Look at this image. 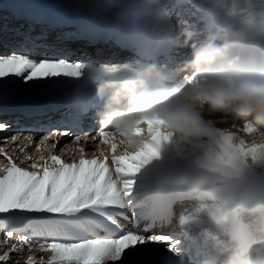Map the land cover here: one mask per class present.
<instances>
[{"label": "bare ground", "instance_id": "obj_1", "mask_svg": "<svg viewBox=\"0 0 264 264\" xmlns=\"http://www.w3.org/2000/svg\"><path fill=\"white\" fill-rule=\"evenodd\" d=\"M167 2H169V0H118L117 6L115 7H95L92 5H73L72 2L67 0H0V55H5L4 51L10 50L8 54H26L34 59L37 56H39L40 59H65L64 56L66 55L75 53L79 55L81 54L80 50L92 49L91 54H81L85 62L96 60L101 62L100 65H108L109 63L122 64L124 67H129V69L133 70L134 73L141 72L148 64H155L160 71L171 73L184 60L190 59L192 54L190 52H185L182 47L178 45V41L182 39L181 34L178 33L180 25L173 24L174 16L177 17L178 21H184L185 16H187L186 12L182 13L183 7L197 11L200 18L199 22L203 24V27L200 28L203 32L198 35V38H195L196 36L192 34L189 35L192 36L193 46L195 47L198 46L199 42L202 40L203 37L201 36H204L206 33H215L217 31L224 32L226 29L229 31H246L240 23L235 21L234 17L229 15L223 16L219 10L211 7L207 8L197 0H172V7L176 10L173 15H171V12L165 11ZM120 11H122V14ZM16 17L19 19H16ZM2 19H6L8 22H1ZM43 32L47 34L41 37L43 36ZM51 32L57 34L51 35ZM184 32H186V30H184ZM25 36L30 39L25 46H21L24 43ZM114 45L121 48L125 53H121V56L118 57H112L107 53L101 54V52H110V50H113L111 47ZM94 50L97 52L95 53ZM118 53L119 50H117V54ZM7 79L14 80V83H9L0 88V106H8L11 108L0 109V122L7 121L9 123V126L6 128L7 130L18 128L19 131L24 132L20 140L13 141V144L21 143L16 153L25 145V139H23L25 133L33 134V144H37L42 134H47L49 132L53 133L56 137L61 135L68 140L70 135H76L78 130L83 126L90 128V126L94 124L91 119L95 113L90 112L83 117L81 127L78 130H73L68 126V119L71 118L75 111L73 105L86 103L92 95L85 78L74 80L61 77L55 78L59 83L48 81L47 83L28 82L27 84L16 78ZM176 79L178 82H186L187 77L177 76ZM0 84H3V81H0ZM57 98L66 100L67 103L59 105L50 104V102L57 100ZM55 107H58L60 117L58 118L56 116V118L51 121L56 122L58 119H61L63 120L62 123L55 128L45 127L40 130H35V122L39 120L43 124H47L48 121L46 122V120L48 116L46 114H51V112H53L51 108ZM15 109H29L32 113H39V115H29L31 112L23 114L22 111L19 112ZM4 111L15 112L16 115L5 117ZM207 123L217 129H223L226 125L231 123V120L218 114L207 117ZM240 125L234 129L238 134L241 133L242 126ZM6 129L0 130V133ZM65 132H67V135L64 134ZM5 134L6 133L0 136V142L6 141L3 137ZM87 143L88 142H85L84 144L80 141L79 144H75L67 143V141H59L58 145L65 146L67 144L70 145V149L74 150L81 147L84 149V145H87ZM26 144V149H28L30 147L28 141ZM48 144H50L49 141ZM12 147L13 145H10L9 148ZM70 149H65L62 153L71 154ZM12 151L14 153L15 149ZM72 155H75V153H72ZM158 157L168 170H183L186 168V171L191 168L200 171L202 181L200 180L197 186H192L189 189L196 191L203 186L205 182H207L205 180L210 177L208 172L201 166L199 155H189L187 149H185L183 153L178 154L175 148V136L161 145ZM155 161L156 160L153 158L143 165L134 176L128 177V179L133 180L134 183L122 201L123 207L120 209L110 207L108 209L113 219L116 220V225H112L111 221H108L104 217L90 214L98 221H102L108 226V231L99 232V236L103 237L106 234L118 235L124 231H138L144 234L148 227L151 228L158 223L165 224V220L161 222L160 218L156 217L152 220L155 221L153 225V223L150 222L152 217H149L148 212L149 208L153 206L154 203L161 201L166 195L172 194L168 193L167 188L162 187L161 181L148 179L141 173L143 169H147V166H150V169H155V167L158 166ZM107 162L108 165L112 164L111 159H108ZM158 164H160L159 161ZM146 171L144 174L149 172L146 173ZM198 171H193V173L197 174ZM199 177L197 178L198 181ZM249 177L255 179L254 176ZM211 179H209V181ZM260 179L264 180V176ZM201 188H205V185ZM257 192L259 194V191H254V189L251 190L249 196L246 198L243 195L237 194V198H239L240 201L242 200L241 202L239 201L240 203H237V205L240 206L238 207L241 209L238 210L240 212L238 217L240 223H243V219H240V217H244V210L255 206L254 199L252 198L255 197V193ZM237 193H239V191ZM189 195L190 194L186 190L185 192L172 195L170 199L175 204L180 199H186ZM158 196L160 200L157 198ZM204 197L205 195L201 194V200H203ZM258 197H263L264 199V193ZM168 201L170 200H166V204H168ZM247 227L248 225L245 223V225L241 226V230ZM203 230H205L204 226L196 230L194 232V234H196L194 238L198 237L197 234ZM158 231L159 233L156 235L172 234V232L169 234L165 233L166 229L164 227H161ZM17 235L18 234H16V236L13 235L10 243H22L21 238ZM211 235L213 236L211 240L215 241L220 237L216 232L211 233ZM87 238L94 237L89 236ZM208 238L209 236H206L205 239L208 240ZM5 239H7L6 235H0V241ZM192 240L193 238L189 240V243H191ZM182 245L183 243L181 242L176 244V249H179L176 258L166 259L167 256L171 255L165 254L162 256L161 262L163 264H180L182 258H187L186 251L190 249V246L185 248L187 244L181 248ZM159 246L162 247V245ZM183 248L185 249L183 250ZM5 251H8L7 246L0 248V255ZM37 251H39L38 247L32 252L25 247L22 253H10L9 261L0 262V264H15L16 261H19V264H24V261L29 255H33L39 262L41 258L38 259ZM45 255H47V253ZM43 257L45 256L43 255ZM47 257L49 258V256ZM193 258L194 257H192V259ZM170 260L174 261L169 262ZM187 260L188 259H186V261ZM190 264H199V262L190 261Z\"/></svg>", "mask_w": 264, "mask_h": 264}, {"label": "clouds", "instance_id": "obj_2", "mask_svg": "<svg viewBox=\"0 0 264 264\" xmlns=\"http://www.w3.org/2000/svg\"><path fill=\"white\" fill-rule=\"evenodd\" d=\"M246 7L239 16L246 31L204 34L190 59L171 73L155 64L139 73L118 69L99 82L102 103L93 106L99 121L133 150L145 140V118L158 117L175 136L178 154L187 149L199 155L208 174L223 182L222 198L206 209L221 240L204 247V264H264V204L244 210L247 228H232L236 187L249 176L264 175V19ZM181 36L178 45L188 47L192 36ZM218 114L231 117V123L210 126L207 117ZM238 120L240 134L234 131ZM225 135L233 146L227 155ZM241 146L249 151H239Z\"/></svg>", "mask_w": 264, "mask_h": 264}, {"label": "snow or ice", "instance_id": "obj_3", "mask_svg": "<svg viewBox=\"0 0 264 264\" xmlns=\"http://www.w3.org/2000/svg\"><path fill=\"white\" fill-rule=\"evenodd\" d=\"M29 39L25 36L21 46H25ZM117 70L112 67V71L101 75L94 73L86 63L53 58L37 60L26 54H5L0 55V81H3L0 88L14 83V80L7 78H16L26 84L48 81L59 83L55 78L61 77L74 80L85 78L92 95L87 104L73 105L75 111L68 125L78 130L88 111L101 104L99 82ZM145 120L147 127L141 134L149 139L144 140L135 151L121 156L114 154L117 149L114 140L117 136L109 131L99 132L101 143L111 145L114 174L107 157L103 160L85 158L82 147L73 150L66 144L61 149L79 151L81 155L78 162L73 160L66 163L61 156L51 154L59 143L57 139L55 143L48 144V141L55 139L51 132L44 134L34 149L36 152L49 151L47 158L42 154L38 158L28 155L26 146L21 147L25 160L30 161L28 167H20L0 148V154L8 161L4 163L0 160V229L5 231L7 237L0 241V248L8 247V251L0 255V262H8L10 253H22L25 247L30 252L38 247V250L50 253V256L46 262L42 259L38 262L33 255H29L24 264H127L137 248L149 244L166 245L170 252H174L172 237L165 234L146 235L138 231H124L118 235L106 234L101 237L99 232H107L108 226L90 215L104 217L116 225L108 209L123 207L122 201L134 183L128 177L134 176L143 165L158 157L161 145L171 139L172 134L165 130L163 121L158 117H146ZM98 123L104 126L107 122L102 123L98 119ZM8 126L7 121L0 122V130ZM58 126V123L51 120L47 124L39 120L35 122V130ZM64 134L67 135V132ZM21 135H12L9 139L17 141ZM23 139L31 145L34 136L30 133ZM89 139L88 135L77 134L72 143L79 144ZM91 139L95 140L96 136L93 135ZM231 140L230 135L224 136L226 155L233 151ZM239 151L249 150L241 146ZM14 234L20 235L21 244L10 243ZM89 236L94 238H87ZM15 264H19V261Z\"/></svg>", "mask_w": 264, "mask_h": 264}, {"label": "rangeland", "instance_id": "obj_4", "mask_svg": "<svg viewBox=\"0 0 264 264\" xmlns=\"http://www.w3.org/2000/svg\"><path fill=\"white\" fill-rule=\"evenodd\" d=\"M67 1H70L73 3V5H77V6L92 5L95 7H98V6L115 7V6H117V2H118V0H67ZM197 1L202 3L207 8L211 7V8L219 10L220 13L223 14V16L229 15V16L234 17V19L237 23H239L240 14L242 12L248 10L246 6H251V10H253L257 14L258 17L264 19V0H197ZM171 3H172V0H169V2L166 3L165 11L171 12L172 13L171 15H173V13L176 10H175V8L172 7ZM182 9H183L182 13L186 12L187 16H185L184 21H178L177 17L174 16L173 17V24L180 25L178 33L182 34L184 32V30H186V32L188 34L190 33L193 35V32H195V35H193V36H196L195 38H198L199 37L198 35L203 32L202 29H200L203 27V24L201 22H199L200 21L199 13L195 10L188 9L186 7H183ZM120 13L122 14V11H120ZM16 19H19V18L16 17ZM22 19H23V17H22ZM1 22H8V21H6V19H2ZM16 29H17V27H16ZM227 31H229V30L226 29L224 32H227ZM45 34H47V33L43 32V36H41V37H44ZM56 34L57 33H55V32H51V35H56ZM201 37H203V36H201ZM193 48L195 49V46H193V40L190 41L188 47H186V48L182 47V49L187 53H189V52L192 53L194 51ZM8 52H10V50L4 51L5 54H8ZM127 58H128V56H127ZM35 59H40V58H39V56H37V57H35ZM2 108H11V107L0 106V109H2ZM15 110L22 111L20 109H15ZM4 112H5V114H4L5 117H10V116L16 115L15 112H8V111H4ZM90 112L95 113V110H91L88 113H90ZM23 114H27V113H25V111H23ZM46 115L48 116V118L46 120V122H47L49 120L55 119L56 116L59 118L60 112H56L54 114H52V113L48 114L47 113ZM91 120L93 121L94 124L92 126H90V128L83 126L76 133V135L77 134L88 135L90 137L89 141H87L88 142L87 145H84L85 146L84 147L85 158H88V159L99 158V159L103 160L105 157H107V161H108V159L112 160V164L109 165V167L114 170L115 164L113 163V159H112L113 155L115 154L116 156H121V155L125 154L126 152L130 153V152H133L134 150L127 147V145L121 143L119 138H116L114 140V142L117 144V149H116L115 153L113 154L110 144L99 143L102 140V137L99 136L100 131H109V132L113 133V130L99 124L96 114H94L92 116ZM242 123H243V121H237V125H240ZM4 133H6V134L3 137L5 138V140H7V142H0V148H3L4 151L7 153V155L10 156L20 167H22V168L28 167V164L30 163V161L25 160L24 153H22L21 151L16 153L17 150L20 148L21 143L20 144H13V141H11L9 139L12 135L22 134L24 132L19 131L18 128L14 129V130H7L6 129L5 131L0 133V136L3 135ZM27 135H28V133H25L23 135V137L27 136ZM43 135L44 134H42L41 137ZM93 135L96 136L95 140L91 139V137ZM74 136L70 135L68 140H67L65 137L58 135L57 136L58 138L55 136V139H53L54 141H49V143L52 144L57 139L59 141H62V142L67 141V143H72ZM144 138H145V140L149 139V137H146V135L144 136ZM26 142H27V140H25L24 147L25 146L27 147ZM38 142H39V140L37 141V143ZM81 142L85 144V141L82 140ZM5 145H7V146H5ZM10 145H13V147L9 148ZM35 146H36V144L30 145V147L28 149H26L28 155H31V156H34L37 158L41 154L44 155L45 157H48L50 155L49 151H46V150L45 151L43 150L44 152L43 151L42 152H36L34 150ZM62 146L64 147V145H58L57 144V147L52 150L51 154L61 156V158L66 163H71V162H73V160H76L78 162L81 153L79 151H72L71 150V154H66V153L63 154L61 151V149L63 148ZM58 148H59V150H58ZM13 149H15L14 153L12 151ZM59 152H61V153H59ZM72 153H75V155H72ZM0 160H3L4 163H8L7 159L4 157L3 154H0ZM154 160H156L155 162L157 163L158 166H156L155 169H150V166L149 167L147 166V169H143V171H141V173H143V175L145 177H147L148 179H154L157 181H161L162 187L167 188L168 193H171L172 195L179 194L180 192H185L186 190L188 191V193L190 195L188 197H186V199H184V200L180 199L175 204L171 203L170 197L172 195H166L163 199H161V201L154 203L153 206H151L149 208V212H148L149 217L150 216L152 217L150 222H152L154 225L155 221H152V220H154L157 217V218H160L161 222L163 220H165V224H163V223L159 224L158 223V224H156V226L154 225L151 228L148 227L146 233H144V234H146V235L155 234L156 235L157 233H159L158 229H161V227H164L166 229L165 233L169 234L172 232V234L169 235L172 237V247L176 248L175 241L176 242L179 241V243L185 242L184 245H186V243H188L187 246L185 247V248H187L190 245L189 240L191 238H194V236H195L194 232L196 230H198L201 226H204L205 230H203L202 232L205 233L207 236L213 232H216L213 225L210 223V221L207 218L206 209L208 208V206L210 204H215L222 198L223 189H224L223 182L218 181V180H214L213 178L211 179V176H210L209 178H207L205 180V181H207L204 184L205 188H203V189L201 188V187H204V185H203L195 191V190L189 189V188L192 186H197L200 183V180H201L200 171L195 170V169H191V168H189L190 170L187 169L186 171H185L186 168L183 170L182 169L168 170L167 167L164 166L163 162L159 159V157L154 158ZM158 161L160 164L162 162V164L161 165L158 164ZM29 170L35 171V169H29ZM145 171H146V173L148 171L149 172L147 174H144ZM193 171H195V172L198 171V173L194 174ZM262 176H264V175L258 174V175L254 176L255 179H253V177L246 178L241 183H239V185L236 187V193L239 191V193H237V194L243 195L246 198L247 196H249V194H250L249 192L251 190H253V189H254V191L257 190V191H259V194H258V192L255 193V197H253L252 199H254L255 205L264 204L263 197H258L262 193H264V182H261L264 180L260 179ZM189 177H190V179H189ZM191 177H193V178H191ZM198 177H199V181L197 179ZM209 179H211V180L209 181ZM211 183H213V184H211ZM198 190H200V191L197 192ZM201 194L205 195L203 200H201ZM159 195H161V194H159ZM213 196H215V197H213ZM157 198L160 200L159 196ZM166 200H170V201H168V204H166ZM239 201H240L239 198H237V203H240L242 200L240 202ZM238 206L239 205H237L238 210H241L239 208L240 206L239 207ZM238 210H237L238 213H234V215H233V223H232L233 229H241V226L245 225L246 217L244 216L242 218V216H241L240 219H243V223H240L239 222L240 220L238 219L240 212ZM0 235H3V236L5 235V231L3 229L0 230ZM14 235L16 236V234H14ZM17 236L20 237V235H17ZM174 236H176L177 238ZM185 248H183V250ZM39 251H37V253H38L37 255L39 257V258L38 257L37 258L38 259L41 258L42 260L44 259V261L46 259V261H47L49 259L47 256H50V253L48 255L47 252H42V251L39 252ZM46 253H47V255H45ZM165 254L171 255V256H167L166 259H171L174 257L176 258V256H177V253L176 252H170L168 250V246H166V245H162V247H161L159 245L149 244L147 246H142V247L137 248L135 255H133L129 258L127 264H160V263H162L161 258ZM43 255L45 257H43ZM186 255H188L187 252H186ZM41 259H40V261H41ZM186 259H188V258H182L181 259L182 261L180 260L181 263L180 262L179 263L180 264H190V260L188 259L186 261ZM11 261L15 262L14 260H11ZM173 261L174 260H170L169 262H173ZM199 264H203V263L201 262Z\"/></svg>", "mask_w": 264, "mask_h": 264}]
</instances>
